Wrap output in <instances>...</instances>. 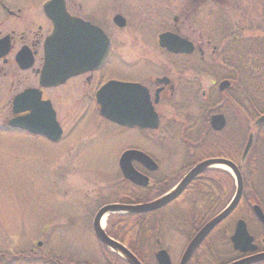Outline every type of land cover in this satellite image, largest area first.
<instances>
[{
	"label": "flooded vegetation",
	"instance_id": "flooded-vegetation-1",
	"mask_svg": "<svg viewBox=\"0 0 264 264\" xmlns=\"http://www.w3.org/2000/svg\"><path fill=\"white\" fill-rule=\"evenodd\" d=\"M48 1L50 0H38L36 2L0 0V10L5 16V18H0V39L9 38L10 41L9 53L0 59V78L5 79L10 87L9 116L5 121L6 123L16 116L24 117L29 115L30 111L27 110L16 115L13 100L17 95L27 90H36L41 94V102H49L51 104L57 123L62 130V136L57 143H51L42 137L37 138L43 140L45 145L47 144L55 150H59L60 147L64 149H93L104 144L106 140V137L102 138V141L99 138L97 139L98 136H101V133H104L101 128V122L123 129L99 115L96 109L98 91L111 80L136 82L149 90L154 109L162 119L166 118V125L159 128L163 130L162 133L155 134L151 132L146 135V139L144 138L146 142H150L152 153H149V155L154 160L157 166L156 169L150 170L141 163H134V168L148 178V185L146 187L134 185L124 180L122 174H120L121 186L124 187L126 182L129 188L113 203L142 204L156 201L163 195L173 193L179 183L197 165L209 160H222L238 166L246 191L247 182L253 176L261 177L262 174L264 179V170L258 171L256 168L259 159H262L264 164V125L258 126L256 131L251 127L250 120L242 121V124L238 125L233 111L237 113L236 107L238 108L239 106L231 96L234 78L222 79L206 74V69H218L221 73L224 71H235L234 68H227V65L231 64L228 52L232 49L233 39L237 42V40H242L243 38L254 37L260 42L258 44H264V0H190L189 2L185 0L184 4L182 0L179 14L175 15L173 19V28L164 32H174L183 38H188L195 45L196 50L191 55H174L162 49L161 51L171 57H183L184 61L182 64L185 67L197 68L200 76L195 79L184 77L179 80L176 76L171 78L169 76L171 71H167V69L165 73L160 75L146 76L147 73L144 74L146 70L141 66V62L137 61L132 66L131 63L121 61V55L116 53V47L112 39L110 55L99 70L74 76L60 86L44 87L40 84V77L45 64L44 43L53 29L52 23L44 14V6ZM243 2H248L250 5L251 3H256L258 7L250 22L244 20L249 18V14L244 13L242 10L241 3ZM66 8L72 17L81 18L103 28L89 18L86 8H83L82 4L76 0H66ZM87 10L89 12V9ZM184 29L190 31L194 36L196 35V39L183 35L182 30ZM208 32L210 34L206 35ZM22 49L26 52L23 65L27 64L28 66L31 63L28 68H22L23 66L16 59ZM255 53H258V51H255ZM255 53L242 50V62L251 64L253 61L258 60V63L263 68L264 56L261 58ZM191 59L197 62L191 63ZM113 63L133 68L138 71L139 77L136 80L110 78L108 76L109 68ZM141 74L144 75L140 76ZM165 77L170 80V83L158 82L159 79ZM225 80H227L229 85L224 89L225 92L217 94L220 100L215 106L209 105L206 108L207 105L205 103L207 98H214L215 93L208 94L203 89L201 94L196 95V98L192 96V91L200 90L205 83L209 86L210 91L213 92V88L219 91L221 84ZM158 90H160L158 102L155 104ZM184 90L188 91L184 92V95L179 94V92ZM180 96H183L182 99L186 97V101H189L192 107L201 108L203 112L201 126L192 127L186 125L182 127L175 125L177 120L173 117L171 101H175ZM215 102L217 103L218 100ZM92 103H94L95 111L92 110ZM239 111V113L242 112L241 116H249L247 110L239 109ZM214 115H222L224 117L223 126L213 127L212 118ZM4 131L18 133L17 130L10 126H5ZM132 131L140 135V130L134 129ZM22 134L27 138H34L26 132H22ZM252 135L255 139L254 147L246 153V146ZM117 188H119V185ZM120 191L118 190L119 195L122 192ZM252 192L254 191L252 190ZM235 193L236 182L233 175L226 169L209 167L197 175L185 190L166 206L150 214H142L149 215L148 217L135 218L133 228L135 230L139 229L140 222L144 219V226L147 228L146 232L150 230L147 233L150 238L149 241L157 246L154 255H152L153 259L148 256L150 261L156 260V252L165 249L174 264L172 253L179 249L182 242H186L185 249L180 250L181 255L178 258V264H180L188 244L205 224L203 222L197 228L194 225L188 228H181L177 232L172 233V229L167 225V220L179 219L188 212H193L197 215L219 213L230 204ZM250 208L247 207L246 211L250 210ZM252 210L253 207L251 208ZM262 211L264 213L263 208ZM120 226L122 224L115 225L114 230L121 232L122 227L120 228ZM113 227L114 225L109 227L111 232ZM260 227L258 240L255 239L253 242L257 246L256 252H248L246 255H242L236 252L231 243V235L235 227H232V222L230 221L223 222L208 235L201 246L193 253L190 264H195L199 259L202 260L200 257L201 251L212 240H214L213 244L217 246L218 251L222 249L225 255L233 254L236 256L225 262L264 253V225L261 224ZM109 234L119 239L115 235ZM98 245L101 248L102 257L106 256L108 253L103 252L106 251V248L99 242ZM32 254L33 260H41L44 264H51L45 261V256L39 257L35 255V250H32ZM237 255H240V257H237ZM111 256L114 259H118L114 253ZM101 261L106 263L104 259ZM54 264L57 263L54 262Z\"/></svg>",
	"mask_w": 264,
	"mask_h": 264
},
{
	"label": "rangeland",
	"instance_id": "rangeland-1",
	"mask_svg": "<svg viewBox=\"0 0 264 264\" xmlns=\"http://www.w3.org/2000/svg\"><path fill=\"white\" fill-rule=\"evenodd\" d=\"M76 1L86 8L89 18L101 25L113 39L122 62L132 66L137 61L141 62L146 76L164 73L163 67L166 68L167 64V68L172 66L175 75H179L175 69L178 66L176 59L161 51L157 38L160 33L173 28V19L179 14L182 0ZM241 8L249 14V18L244 19L249 22L258 9L256 3L250 5L248 2L241 3ZM116 14L126 17V28L118 29L113 24ZM0 18H5L1 10ZM182 34L196 39V35L187 29L182 30ZM108 76L136 80L139 74L131 67L113 63ZM243 83L246 84L245 81ZM248 84L250 91L247 93H252L259 109L264 112V84L251 79H248ZM258 86L262 87V94L256 93ZM9 96V84L0 78V126L9 116ZM92 110L95 111L94 103ZM101 124L104 133L97 139L102 141L106 137V140L93 149L60 147L55 150L41 139L0 130V264H44L41 260L24 256H28L33 249L39 257L50 256L67 263L114 264L115 259L107 250L103 252L108 254L102 257L101 248L93 235L92 222L101 206L118 199V194L111 187L120 180V155L132 147L145 150L142 140L147 136L143 132L139 135L105 122ZM258 185L263 187L264 181L259 180ZM259 194L263 195L262 192ZM261 199L264 200L263 196ZM241 208L235 213L233 222L248 216L245 212L247 205L243 204ZM107 220L104 228L108 226ZM248 221L253 232L259 233L254 216H248ZM38 242H41L39 247ZM184 246L182 242L179 249L172 253L174 264H178ZM209 247L215 256L207 251L201 258L204 264H221L236 257L225 255L222 249L217 252L213 244Z\"/></svg>",
	"mask_w": 264,
	"mask_h": 264
},
{
	"label": "water",
	"instance_id": "water-1",
	"mask_svg": "<svg viewBox=\"0 0 264 264\" xmlns=\"http://www.w3.org/2000/svg\"><path fill=\"white\" fill-rule=\"evenodd\" d=\"M44 11L53 24V32L44 44L45 65L41 75V84L46 87L58 86L72 76L100 68L110 53L111 43L107 35L91 23L71 17L66 10L64 0H51L45 5ZM114 23L119 28L126 26V20L120 15L114 18ZM159 45L174 54H191L194 52L192 43L171 32L159 36ZM9 49L8 38L1 40L0 58L6 55ZM22 52L17 56L19 63L23 58ZM27 67L24 66L23 68ZM226 87H228V83H223L221 90L226 89ZM97 104L100 115L119 125L140 129H156L159 126V118L150 102L149 92L140 84L111 81L98 92ZM14 106L17 114L24 110H30L31 113L25 117L12 119L9 122L10 126L34 135L44 136L53 142L60 140L62 131L56 122L55 113L50 103L40 102L39 92L30 90L18 95L14 100ZM258 123L263 124L264 117L260 118ZM212 125L214 128L215 126H223L224 119L222 116L214 117ZM250 145L251 140L247 145L246 152ZM133 161L141 163L150 170L156 169L157 166L148 156L139 151H127L121 157L119 164L124 177L135 184L146 186L148 179L134 170ZM216 164L226 165L234 171L238 179V192L230 206L210 221L192 241L181 262V264H187L192 254L209 233L228 218L240 202L243 189L241 176L238 169L228 162L211 160L198 165L183 180L175 192L157 202L138 206L114 204L103 207L94 221V231L97 238L104 245L121 252L129 264H142L125 246L106 234L100 225L102 218L106 214L116 212L148 213L156 211L179 196L197 175ZM254 212L258 220L264 225L262 210L255 206ZM231 241L234 249L240 253H254L257 250V246L253 243L254 239L248 234L244 221L237 222ZM156 259L158 264H171L165 251H160L156 255ZM263 261L264 253H259L230 264H256Z\"/></svg>",
	"mask_w": 264,
	"mask_h": 264
},
{
	"label": "trees",
	"instance_id": "trees-1",
	"mask_svg": "<svg viewBox=\"0 0 264 264\" xmlns=\"http://www.w3.org/2000/svg\"><path fill=\"white\" fill-rule=\"evenodd\" d=\"M238 39H239V36H238ZM232 42H233L232 49L228 52L231 64H228L227 68H234L235 71H232V72L224 71L223 73H221L218 69H206V74L211 77L234 78L233 79L234 86L231 91V96L232 98H234V100H236V103L238 104L239 107L238 108L236 107V110L238 112L236 113L235 111H233V113H234V116H236L235 118L237 120L236 123L238 125H241L242 121L244 122L249 121V120L252 121L256 119L260 114H264V112H262L259 109L257 101L253 98L252 93L251 92L247 93L248 91H250L248 79L259 81L260 83L264 84V67L262 68V66L258 63V60L253 61L251 64L248 62H242L243 60L242 50L250 51L252 53H255V51H258V53H255V54H258L262 58L264 56V49H263L264 44L263 45L258 44L260 42L254 37L243 38L242 40H237V42H235V40L233 39ZM175 69L179 71V75H175L177 79L179 80L184 77L195 79L199 75L198 69L191 70L190 71L192 72L191 74L188 70H185V69H179V68H175ZM192 76H194V78H191ZM243 81H245L246 84H244ZM186 91L188 90H184L183 92H180L181 95H184L183 93ZM262 91L263 89L261 86H258L256 88V93L260 92L262 94ZM212 93H215L214 94L215 96L214 98L206 99L205 101L207 105L206 108H208L209 105L215 106L216 104L219 103L220 98L217 95L218 93L214 91L209 94H212ZM199 94H201V89L192 91V96H194L195 98H196V95H199ZM216 100H218L217 103L215 102ZM171 102H172L173 109H174L175 119L177 120L175 125L182 126V127L186 125H190L192 127L197 126V125H200V126L202 125L201 120L203 118L202 117L203 112L201 111L200 107H192L189 101H185V99L178 103H173V101ZM239 109L247 110L249 116L247 117L241 116L242 112L239 113L240 112ZM256 168L258 171L260 170L262 171V169L264 170V164L262 163V159H259L257 161ZM263 174H264V171H263ZM258 178L259 179L256 180V182H254L252 185L254 188H256V190L254 192H250L248 196L245 198V200L247 201L249 206L251 205V202H253L257 205H260L264 209V200L261 199L262 196L264 198V195L259 194L260 192L264 193L263 192L264 186L262 187L261 185L260 186L258 185L259 180L264 181L263 175L261 174V177L258 176ZM148 216L149 215L125 216L124 221L120 220V222H117L119 225L122 224V226H120V228L122 227L121 232H116L115 230H112V232L110 231L112 235H115L121 241H123L141 261L143 260V262H145V264L148 262H152L150 261L148 256L152 257V255H154V252L157 249V246L155 245V243H152L149 241L150 238L148 237L147 233L150 230L146 232L147 228L144 226L145 224L144 219L140 222L139 229L135 230L133 228V225H134L135 218H139V217L143 218V217H148ZM200 216H203V217H200ZM213 216L214 214L206 213L205 215H197L193 212H188V213L183 214L179 219L167 220V225L172 229V233H174V232H177L181 228H188L194 225L197 228L200 226V224H202L203 222H206L209 218ZM257 227L260 231L261 227L258 225ZM250 228L252 230L251 226ZM258 234L259 233L255 234L253 232V235L256 240H258ZM213 242L214 240H212L210 244H213ZM209 245L207 244L204 247L203 250H206V251H203L200 254L201 258L202 256L206 255L207 251H209V255H211L212 257L215 256V252H213V249L209 247ZM213 248L214 250L219 252L216 245L213 244ZM208 260H210V258ZM225 263L227 262H222L221 264H225ZM123 264H126V263L123 262ZM195 264H204V260L202 261L199 259V261L197 260Z\"/></svg>",
	"mask_w": 264,
	"mask_h": 264
},
{
	"label": "bare ground",
	"instance_id": "bare-ground-1",
	"mask_svg": "<svg viewBox=\"0 0 264 264\" xmlns=\"http://www.w3.org/2000/svg\"><path fill=\"white\" fill-rule=\"evenodd\" d=\"M105 218H106V217H104V218L102 219V221H101V226H102V228H104V225H105Z\"/></svg>",
	"mask_w": 264,
	"mask_h": 264
}]
</instances>
